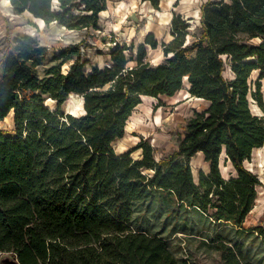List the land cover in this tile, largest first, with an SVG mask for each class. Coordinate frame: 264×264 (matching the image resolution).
<instances>
[{
    "label": "trees",
    "instance_id": "16d2710c",
    "mask_svg": "<svg viewBox=\"0 0 264 264\" xmlns=\"http://www.w3.org/2000/svg\"><path fill=\"white\" fill-rule=\"evenodd\" d=\"M10 1L17 14L75 31L98 29L108 7ZM145 1L160 10L161 0ZM201 9L195 31L174 15L157 64L147 56L159 46L153 32L136 54L114 42L108 65L91 71L84 42L61 50L44 75L48 51L33 36L0 54V121L13 111L15 125L14 134L0 130V255L20 264H196L186 245L200 239L225 264H264V224L244 227L261 184L246 163L264 146V115L251 109L253 101L264 114V0H208ZM186 81L207 107L182 127L178 150L158 161L141 140L118 154L114 143L143 96L173 97ZM72 95L83 114L67 111ZM199 154L209 172L195 180ZM223 158L235 171L229 179Z\"/></svg>",
    "mask_w": 264,
    "mask_h": 264
},
{
    "label": "rangeland",
    "instance_id": "374dc122",
    "mask_svg": "<svg viewBox=\"0 0 264 264\" xmlns=\"http://www.w3.org/2000/svg\"><path fill=\"white\" fill-rule=\"evenodd\" d=\"M58 4V0H53ZM119 1V0H116ZM128 6L132 5L131 11L124 7L123 11L118 12L115 7V0H110L108 13L100 16L99 28L96 30H65L61 33L60 39L55 41L58 36L56 24L52 23L41 28L36 24L28 14H17L11 2L0 0V54L3 56L10 44L16 37L26 35L33 36L39 40L41 45L47 48L48 54L45 63L39 68L41 75L52 65L56 64L55 57L61 50L72 44L83 43V57L86 58V69L91 71L92 66L105 68L110 60L109 54L118 42L120 45H135L136 47L143 43L148 32H153L159 42L157 49L147 47L148 59L152 63H159L164 60L162 42L168 43L171 36V20L174 15H182L190 22L192 31L200 25L201 7L207 0H163L160 4V10L152 7L151 3L143 0H124ZM135 4V5H133ZM137 11V12H136ZM158 11L162 14H158ZM137 13V19L132 17V13ZM129 18H128V17ZM194 28V29H193ZM70 64H65L62 69L67 71ZM229 75V71H227ZM259 77L258 72L252 74L251 80L256 81ZM187 81L183 89L172 98L160 97L155 99H146L132 114L131 129L126 132L124 140L114 143L118 154H124L132 150L141 140H147L154 148L156 160L168 157L178 150V137L183 132L182 127L186 125L189 118L195 111H203L207 107V102L202 99L192 98L188 95ZM264 94V80L263 88ZM72 95L67 104V111L77 109L79 100ZM252 101V100H251ZM47 104L54 107L52 101ZM258 106L252 101V107ZM259 107V106H258ZM79 111V110H78ZM258 116H263L262 110H254ZM78 113L81 114L79 111ZM0 130L6 134H14V119L5 118L0 121ZM141 150L133 152L132 157L140 159ZM225 159L221 160L222 175L229 179L235 175V171L230 163L225 164ZM195 180H198L199 171L209 172V164L199 155L191 160ZM246 166L257 174L261 184L258 186V199L251 213L247 216L244 227L250 228L259 224H264V148L253 153L250 162ZM188 251L190 252L192 262L196 264H225L220 254L215 251H209L203 246L200 239H194L188 242ZM6 259L16 260L12 253H3L0 255V263Z\"/></svg>",
    "mask_w": 264,
    "mask_h": 264
},
{
    "label": "bare ground",
    "instance_id": "6f19581e",
    "mask_svg": "<svg viewBox=\"0 0 264 264\" xmlns=\"http://www.w3.org/2000/svg\"><path fill=\"white\" fill-rule=\"evenodd\" d=\"M26 14H28L29 15V17L36 23V24H38L41 28H44L45 26H46V23H45V21L42 19V18H38V17H36V16H34L32 13H30L29 11H26L25 12ZM105 14H107L106 12H101V15H105ZM158 14H162L161 12H159L158 11ZM56 29H57V31H58V36H56V39H55V41H58L57 39L59 38L60 39V35H61V33L65 30V28L63 27V26H61L60 24H56ZM194 29V28H193ZM189 88H190V85L187 83V89H188V95L190 96V97H192V98H195V97H193L191 94H190V92H189ZM180 92V91H179ZM178 92V93H179ZM177 93V94H178ZM74 98H77L78 100H79V105H78V108L77 109H73V110H70V113H72V114H74V115H78V114H80V113H78L79 111L81 112V114H83L84 113V110H83V99L80 97V96H78V95H75V96H73ZM163 97H167V96H163ZM174 97V96H173ZM155 99L154 97H149V96H143V101H145L146 99ZM167 98H172V97H167ZM197 99H199V98H197ZM142 105V104H141ZM140 106V105H139ZM138 106V107H139ZM137 107V108H138ZM251 109H252V111H253V113L255 112L254 110H256V109H258V110H260V108L257 106H253L252 107V105H251ZM79 110V111H78ZM262 112V111H261ZM255 114V113H254ZM7 118H11V119H14V112L13 111H11L10 113H9V115L6 117V119ZM132 118V117H131ZM131 118L129 119V121H128V123H127V127H126V132H129L130 131V129H131ZM126 137V136H125ZM125 138H122L121 140H124ZM264 148V146L262 147V148H258V149H255V151L254 152H256V151H259V150H261V149H263ZM200 156L203 158V155L202 154H200ZM223 156H225V154H223Z\"/></svg>",
    "mask_w": 264,
    "mask_h": 264
},
{
    "label": "crops",
    "instance_id": "0c3cea01",
    "mask_svg": "<svg viewBox=\"0 0 264 264\" xmlns=\"http://www.w3.org/2000/svg\"><path fill=\"white\" fill-rule=\"evenodd\" d=\"M144 2H145V0H143ZM163 0H161V2H162ZM208 1V0H207ZM206 1V2H207ZM109 2H110V0H108V7H107V10H105V11H103V12H106V13H108V8H109ZM149 2V1H148ZM205 2V3H206ZM115 7L116 8H118L117 10H118V12H121V11H123V9H125L124 7H127V9H128V11H131V7H132V5H130V6H128V3H126L124 0H119V1H116L115 0ZM133 5H135V4H133ZM204 5V4H203ZM202 5V6H203ZM153 7V6H152ZM133 8V7H132ZM134 8H136V6L134 7ZM133 8V9H134ZM202 8V7H201ZM137 12V11H136ZM133 13V12H130V13H132L131 15H132V17H135L136 19H137V13ZM100 16H101V14H100ZM201 16H202V9H201ZM128 17V16H127ZM130 17V16H129ZM128 17V18H129ZM200 19H201V17H200ZM171 22H172V20H171ZM148 33H150V32H148ZM147 33V34H148ZM147 36V35H146ZM146 38V37H145ZM172 39V38H171ZM171 41V40H170Z\"/></svg>",
    "mask_w": 264,
    "mask_h": 264
},
{
    "label": "water",
    "instance_id": "95a60500",
    "mask_svg": "<svg viewBox=\"0 0 264 264\" xmlns=\"http://www.w3.org/2000/svg\"><path fill=\"white\" fill-rule=\"evenodd\" d=\"M55 24H58L56 22H54ZM190 23V22H189ZM73 115V114H72ZM264 115V114H263ZM0 264H20L18 259L16 258V260H10V259H6L4 261H2Z\"/></svg>",
    "mask_w": 264,
    "mask_h": 264
},
{
    "label": "built area",
    "instance_id": "2783aa9c",
    "mask_svg": "<svg viewBox=\"0 0 264 264\" xmlns=\"http://www.w3.org/2000/svg\"><path fill=\"white\" fill-rule=\"evenodd\" d=\"M9 2H11L10 0H8Z\"/></svg>",
    "mask_w": 264,
    "mask_h": 264
}]
</instances>
